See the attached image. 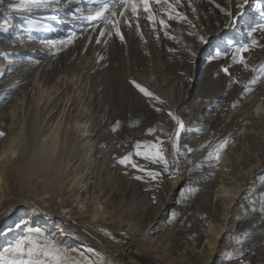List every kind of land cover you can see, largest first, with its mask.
Returning a JSON list of instances; mask_svg holds the SVG:
<instances>
[{"label": "rangeland", "instance_id": "374dc122", "mask_svg": "<svg viewBox=\"0 0 264 264\" xmlns=\"http://www.w3.org/2000/svg\"><path fill=\"white\" fill-rule=\"evenodd\" d=\"M17 2L0 0V10L5 9L0 16V59L9 60L7 64L24 66L23 69L13 67L8 70L6 67L0 70V131L7 124L9 127L11 125L12 130V125L34 117L35 108L32 104L26 107L23 100L22 89L28 83L31 93L35 92L37 96L42 93L45 102L50 98L51 104L57 106L47 116L49 105L44 109L42 101L39 122L43 126L42 133H46L54 119L61 114L59 134L68 131L66 153L77 140L75 126L77 122L81 123L79 117L82 116V121L88 120L90 129L94 131L87 147L82 145L70 160L62 155L54 164L48 163L39 153L36 142L39 124L33 133L27 127L26 132L18 134L15 146L21 153L20 157L16 156L19 166L13 179L15 195L17 199H32L59 217L51 221L55 226L49 230L39 225V221L26 225L41 227L58 240L61 233L53 234L56 222L63 228L76 229V226L77 232L85 236H91V231H94L99 239L110 243L115 256L126 263L237 264L236 258L242 250L245 257L240 264H264V215L249 211L252 201L258 200L260 191H264V131L259 130L256 124L243 122L246 119L243 112L247 111L252 98L258 96L264 102V84H259L238 108L230 110V104L239 97L242 89L239 85L229 88L228 78L222 73L218 74L219 69L230 60L211 58L216 51L230 53L235 47L250 43L249 31L258 23H264L256 9L258 0H250L243 16L231 26L224 13L209 0H193L201 17L195 22L200 33L208 40L207 44H200L197 39L188 37V29L184 25H174V34L179 36L183 33V43L176 44L163 37L157 41L142 23L146 42L141 41L135 32L125 29L126 44L114 39L107 48L93 44L84 53L81 49L85 41L79 39L58 56L50 55L40 41L79 34L85 28V22L77 19L75 8L77 5L86 7L89 0H61L57 8L31 13L15 9L13 5ZM217 2L237 11L234 4H228L227 0ZM183 3L184 10L192 18L187 0H183ZM37 28L51 31H35ZM31 36L37 38L35 42L30 39ZM260 38L264 40V36ZM185 45L197 55L190 56ZM169 47H175L178 51L169 53ZM38 50L43 54H38ZM101 55L105 57L104 61L99 60ZM248 57L250 64L264 63V49L256 48ZM111 69L124 81V92L113 85ZM233 71L242 81L252 75L239 67ZM58 77L61 80L59 83ZM133 78L169 100L172 109L181 115L187 125L184 140L192 147L199 148L209 141L214 146L225 136L234 139L213 175H209L214 170L207 164L202 169L196 167L210 148L190 154L188 160L191 163L185 164L182 174L176 179H165L158 190H152L154 184L133 179L136 173L132 169H125L116 163L114 158L132 151L137 139H151L146 135L148 127L156 123L169 129L174 127L169 118L152 112L145 99L129 84ZM73 90L77 94L70 97ZM69 99L75 103L69 102ZM117 119L124 123V127L113 133L111 128ZM137 121L142 123L137 125ZM196 123L203 129L202 133L194 134V129L190 128ZM4 132L6 136L0 138V150H3V142L14 136L8 131ZM193 137L200 141L193 142ZM188 168L193 171L189 172ZM125 171L129 174L125 175ZM250 171L255 179L253 182L247 181ZM185 181L199 191L182 200L179 191L185 186ZM87 182L89 184L85 185ZM223 183L229 189V195L241 189L235 207L230 208L229 212L216 193ZM246 191L249 194L243 195ZM85 197L88 202L83 201ZM169 201L171 205L165 215V229L148 236L145 232L151 229L159 213L166 212L164 210ZM93 205L101 206L102 211L107 212V223L93 221L89 217L86 209H91ZM0 209L3 212V205ZM30 211L28 208L19 210L12 220L15 224L20 219L23 222ZM173 211L177 213L174 221L171 219ZM228 213L231 228L227 238L232 247L220 260L211 257L205 240L210 225H220ZM3 224H0V247L27 234L25 225L9 231L8 225ZM105 232H111L115 239L105 235ZM158 237L157 244L150 243ZM69 238L64 236L60 240L74 247L77 241L73 243ZM141 248L147 252H142ZM83 251L94 259V253Z\"/></svg>", "mask_w": 264, "mask_h": 264}, {"label": "snow or ice", "instance_id": "6c2138e0", "mask_svg": "<svg viewBox=\"0 0 264 264\" xmlns=\"http://www.w3.org/2000/svg\"><path fill=\"white\" fill-rule=\"evenodd\" d=\"M209 2L224 13L231 26L237 22L239 17L243 16L250 0H238V2L237 0H227L228 4H234L237 9L235 12L227 6H222L217 0H209ZM60 3L61 0H18L13 7L31 13L57 8ZM187 7L191 10L192 18L184 10L183 0H89L86 7L77 5L75 8L77 19L85 22V28L79 34H69L66 38L59 39H42L40 42L45 45L50 55L58 56L69 47L74 46L77 40L83 39L85 46L81 50L87 53L93 44L107 48L114 39L121 44H126L125 29L135 32L141 41L146 42L143 23L154 34L157 41L163 37L176 44L183 43V33L179 36L174 34V25H184L188 29L186 32L188 37L197 39L200 44H207L208 40L200 33L198 23L195 22L199 21L201 17L193 0H187ZM256 9L264 19V0H258ZM40 30L51 31V29H35V31ZM248 36L251 38L250 43L237 46L230 53L216 51L211 55L213 60L217 58L230 60V63L219 69L218 74L222 73L228 78L229 88L239 85L242 89L239 97L230 104V110L238 108L242 101L247 100L254 93L259 84H264V63L250 64L248 57V54L254 49H264V40L260 38L264 36V23H258L249 31ZM30 39L35 42L37 38L31 36ZM185 48L190 56L197 55L186 45ZM167 51L174 53L178 49L169 47ZM99 60L104 61L105 57L101 55ZM235 67H239L244 72H250L251 77L242 81L238 75L234 74ZM129 84L145 99L155 115L166 116L173 122L174 127L165 128L161 123L148 127L146 135L151 139H137L132 151L114 158L116 163L125 169H132L136 173L133 175V179L146 184H154L155 187L152 190H158L163 186L165 179H176L182 174L185 164L191 163L188 160L190 154L210 148L211 150L207 151L204 160L196 167L202 169L207 164L214 170L209 175H213L219 168L224 153L234 143V139L231 136H225L214 146L209 141L207 144L200 145L199 148L192 147L184 140V136L187 134V125L181 115L172 109L169 100L134 78L129 81ZM260 111L261 109H257L258 114ZM140 123L142 121H137V125ZM122 127H124V123L117 119L112 125L111 132L117 133ZM195 131L202 133L203 129L197 128ZM5 136L6 133L0 131V138ZM213 136L215 137V134ZM8 155L7 152L0 155V160L6 159ZM15 155V152L11 153V156ZM187 170L193 171L192 168ZM124 174L128 175L129 173L125 171ZM197 191H199L198 188L188 186L185 181V186L179 191V197L182 200L187 199ZM223 195L228 196L229 192L225 191ZM249 211L264 215V191H260L258 200L252 201ZM176 218L177 213L173 211L171 219L174 221ZM15 227L20 228L21 224L18 223ZM25 227L27 228L26 235L14 238L11 242L0 247V264H105L102 260L90 258L83 250L67 245L63 240H58L56 236L45 232L41 227L27 225ZM60 231L64 235H68L72 229L65 230L61 227ZM105 235L115 239L111 232H105ZM97 256L99 258L100 254ZM244 257L245 253L241 250L236 258L237 264H240V260Z\"/></svg>", "mask_w": 264, "mask_h": 264}, {"label": "bare ground", "instance_id": "6f19581e", "mask_svg": "<svg viewBox=\"0 0 264 264\" xmlns=\"http://www.w3.org/2000/svg\"><path fill=\"white\" fill-rule=\"evenodd\" d=\"M5 1L6 2H9V1L12 2V0H5ZM8 12L14 13V12H18V11H13V12L8 11ZM3 13H5V9L0 10V16ZM41 50H43V49L41 48ZM41 50H38V54H43V52ZM22 52H25V50H23ZM15 53H18V52L15 51ZM8 61L9 60H5V59L1 60L0 59V70L1 69L4 70L6 67H8V70H9V68L11 69L13 67H17V69H23L24 68V66H21L19 64H7ZM110 72L112 73V77L114 78L113 79V83H114L113 85H115L116 88H118L119 90L124 92V90L126 89L124 87H126V86H124L125 83L123 80H121L120 75H118V73H115V71L112 69ZM50 81H52V80H50ZM57 81H58V83H59V81H61L60 77H58ZM28 85H29V83L27 85H25L22 89L23 90V100H25L24 102H26V107L28 105L32 104L33 107L35 108L34 117L32 119H29V120H27V119L23 120L22 122H20L21 124L20 123L18 125L16 124V126L12 125V127H13L12 130L10 128L11 125L9 127V124L6 125V122H5L6 126H4L3 131H8V133H10V134L12 133V134H14V136H11L10 140L4 141L3 142V150H0V155H4L5 152H7L9 154L6 157V159L0 160V208L3 205V212L0 211V224L4 223V224H6V226L8 225L7 229L8 230L11 229L13 231L17 230V228L15 227L16 224L14 223V221L12 219L14 218L15 213H17L19 210H23V209H27V208L31 209L30 213H28L24 217V220H22L23 222H21V219L18 221V223L21 224V227L26 225V224L33 223L35 221H39V225H41L43 228L49 230L50 228L55 226V224L51 221L54 218H59L57 214L56 215L52 214L46 208H44L42 206L40 207L38 205V203L35 202L34 200L28 199V198L17 199V197L15 195L14 187H13L14 186L13 179H14V174L16 173V170L19 166V160L16 159V156L18 157L21 153L18 146H15L18 134H20L22 131L26 132L28 129L27 127H29L30 132L33 133L34 130H36L37 124H39V129L37 131L38 135L36 137V142L38 145L37 147L39 149V153L41 154L42 158L44 160H46L48 163L54 164L56 159L62 157V155L65 157V159L70 160V158L73 157V155L75 154V151L77 149H79L82 145L86 146L87 144H90V142L92 140V135L94 132L90 129V126L88 125L89 121L88 120L82 121V120H84L82 118V116L79 117V118H81V123L77 122V124L75 126L77 128L76 129L77 131L75 130L76 134H77V140H76V142H74L72 144L70 150L69 151L67 150V153H66L65 147H66V136H67L68 131L64 130L62 132V134H59V131H60L59 119L61 117V114L58 115L54 119L53 123L48 128L46 133H42L43 126L39 122V120H40L39 119V106H40L41 102L44 101V98L42 97V93H39V96H37V93H35V92L31 93V91H29ZM75 93L77 94L76 91L72 92V94H71L72 96L70 95V97H73ZM263 96H264V92H263ZM45 100H46V102L44 101L43 107L45 109L49 105L48 109L46 110L47 111L46 115L50 116L54 112L55 108H57V106H53V104H51L52 100H50V98L45 99ZM70 100L71 99H69L68 101L72 102L73 104L75 103L73 100H71V101ZM261 101L259 100L258 96H255L254 98H252V100L248 103V106L246 107L247 111L243 112L244 114H246V115H244L246 117V119H244L243 122L246 124H249V125L256 124V126H258L257 128L259 130L264 131V102H261ZM252 108H253V110H252ZM257 109H261L259 114L257 113ZM240 111L241 110H239V112ZM80 113H81V111H80ZM197 125H198L197 123L190 125V128L194 129V134H199L195 131L197 128H199ZM188 134H189V132H188ZM191 140L195 143L200 141V139H197L194 137L191 138ZM12 152L16 153V155L14 157L11 156ZM253 180H255L253 177V172L250 171L247 181L253 182ZM87 184H89V182H87L85 185H87ZM240 190L241 189L236 190L235 194L231 193L229 196H224L223 193L225 191L229 192V189L226 188L224 183L218 187L216 193L220 195L218 197L221 198L224 201V203L227 205V209H228L227 212H229L230 208L232 210L235 207V204H236L235 201H236V199H238V196H240V194H239ZM246 194H249V192L246 191V193L243 195H246ZM83 201L88 202L87 197H85L83 199ZM170 201L172 202V200H170ZM170 201L164 210L166 212L165 213L161 212L157 215L158 218L155 219V223L153 224L151 229L148 231V233L145 232V234H148V236H150L151 234H155V233L165 229L164 228V225H165L164 219H165V215H167V209L171 205ZM102 209H103V207H101V206L98 208L95 205H93L91 207V209H86V211L89 212V217H91L93 221L99 220L102 223H107L109 221V219H108L109 217L107 216V212H103ZM82 211H85V210H82ZM225 214H226V212H225ZM228 216H229V213L223 218V221L221 222L220 225H214V224L210 225L208 233H207V239L205 240L206 241L205 243H206L207 249H208L207 251H209L211 257H217L220 260H223V258H225V255H227L230 252L231 247H232L231 242H229L228 238H227V232H228L229 228H231V227H229V224L231 223V218H228ZM56 224H57L56 230L53 231V234L61 233L60 239H62V237H64V236H65V238H68V236H69L70 237L69 240L73 241V243L75 241H77V243L73 244V245H75L74 247L79 248L81 250L83 249V250L90 252V253H94V255H95L94 260L99 259V260L104 261L106 264H136L133 261H128V263H126V262L121 261L119 258H117L114 254V249H113L114 247H112L111 244L108 243L107 241H105L103 239H99L96 236V234L94 233V231H91V233H92L91 236H85V235L77 232L78 228L76 226H75V228L77 230L72 228V227H67L64 229L67 230L70 228V229H72V232H70L68 235H64L60 231L61 226H59V223L56 222ZM158 240H159V237L154 238L150 241V243L157 244ZM2 242H3V240H2ZM82 242H84V243H82ZM0 244H1V241H0ZM92 247H95L97 250L92 248ZM93 249L95 250L94 252L92 251ZM141 249H140V251H141ZM142 252L145 253L147 251H144L142 249ZM97 254H100L99 258L97 256ZM102 255L104 256L103 258L101 257Z\"/></svg>", "mask_w": 264, "mask_h": 264}]
</instances>
